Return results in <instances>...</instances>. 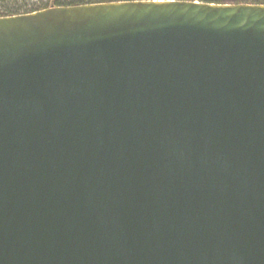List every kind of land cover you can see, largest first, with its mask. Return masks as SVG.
Masks as SVG:
<instances>
[{
  "label": "water",
  "instance_id": "1",
  "mask_svg": "<svg viewBox=\"0 0 264 264\" xmlns=\"http://www.w3.org/2000/svg\"><path fill=\"white\" fill-rule=\"evenodd\" d=\"M0 264H264V4L0 16Z\"/></svg>",
  "mask_w": 264,
  "mask_h": 264
},
{
  "label": "trees",
  "instance_id": "2",
  "mask_svg": "<svg viewBox=\"0 0 264 264\" xmlns=\"http://www.w3.org/2000/svg\"><path fill=\"white\" fill-rule=\"evenodd\" d=\"M113 0H0V16L36 11L53 5H75ZM214 3H228L225 0H200ZM231 3L264 4V0H234Z\"/></svg>",
  "mask_w": 264,
  "mask_h": 264
},
{
  "label": "rangeland",
  "instance_id": "3",
  "mask_svg": "<svg viewBox=\"0 0 264 264\" xmlns=\"http://www.w3.org/2000/svg\"><path fill=\"white\" fill-rule=\"evenodd\" d=\"M225 1H229L228 3H231V2L234 1V0H225ZM246 1H249V0H246Z\"/></svg>",
  "mask_w": 264,
  "mask_h": 264
}]
</instances>
